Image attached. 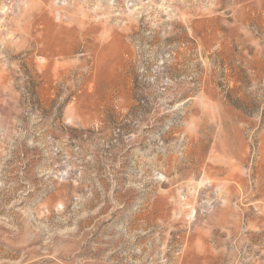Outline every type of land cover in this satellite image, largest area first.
Here are the masks:
<instances>
[{
  "label": "rangeland",
  "instance_id": "obj_1",
  "mask_svg": "<svg viewBox=\"0 0 264 264\" xmlns=\"http://www.w3.org/2000/svg\"><path fill=\"white\" fill-rule=\"evenodd\" d=\"M0 264H264V0H0Z\"/></svg>",
  "mask_w": 264,
  "mask_h": 264
}]
</instances>
